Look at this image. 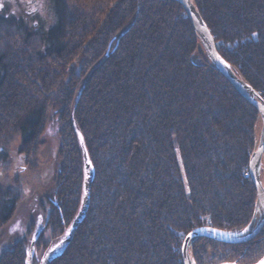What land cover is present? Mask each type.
<instances>
[{"label": "trees", "instance_id": "16d2710c", "mask_svg": "<svg viewBox=\"0 0 264 264\" xmlns=\"http://www.w3.org/2000/svg\"><path fill=\"white\" fill-rule=\"evenodd\" d=\"M51 2L48 29L0 8V169L16 145L28 165L37 159L49 123L59 135L53 190L39 208L56 239L74 233L50 263L184 264L191 230L246 228L261 114L217 70L182 4ZM192 3L221 57L264 99V0ZM21 196L19 178L0 183V231ZM24 237L0 264H31ZM37 242L46 245L43 232ZM263 256L264 227L244 243L201 237L191 250L193 264Z\"/></svg>", "mask_w": 264, "mask_h": 264}, {"label": "rangeland", "instance_id": "374dc122", "mask_svg": "<svg viewBox=\"0 0 264 264\" xmlns=\"http://www.w3.org/2000/svg\"><path fill=\"white\" fill-rule=\"evenodd\" d=\"M1 7L7 8L9 12L16 11V14L27 18L28 24L31 26H37L40 23L44 29L50 28V26L54 24L56 17V12L53 10V3L51 0H0V8ZM5 9L3 12H6ZM45 132V144L39 151L37 159H34L35 162L32 160L31 164L28 165L25 161V156L18 152V145H16L15 147L13 146L10 151H7L11 160L10 168H6L7 170H4V168L0 169V183L2 185H11L15 178H19L22 188V196L17 205L15 216L11 222L0 231V252L6 249L8 245L14 243L16 238L23 235L25 236V242H27L26 258L30 259L31 264H42L44 258L49 254L51 247L59 244V240L69 232L67 230L56 239L54 235L51 234L50 230H45L46 224L43 212L39 208V202H41L40 200L42 197L45 196L47 192L53 190L52 186L56 177L55 172L58 167L57 151L60 146L59 135L54 122L49 123ZM257 134V145L259 146L261 139L264 140V122L262 116ZM15 143H17V141ZM260 173V178L264 184V168L262 164ZM87 174L89 176V171ZM223 231L226 232V230ZM41 232H43V241L46 243L44 247H40L37 242L38 235ZM235 262L224 261L220 264H235ZM236 264L238 263L236 262Z\"/></svg>", "mask_w": 264, "mask_h": 264}, {"label": "water", "instance_id": "95a60500", "mask_svg": "<svg viewBox=\"0 0 264 264\" xmlns=\"http://www.w3.org/2000/svg\"><path fill=\"white\" fill-rule=\"evenodd\" d=\"M178 1L185 8L187 16L190 17L193 27L197 31L200 39H202L203 45L205 49H207L208 55L216 66L217 70L220 71L225 76V78L233 84L237 92L239 91L248 102H251L256 107L258 112H260L262 120L264 122V99L261 94H259L252 88V86L248 85L244 80L237 76L234 70L231 69L228 62L221 57L218 49L216 48L215 38L212 37L209 27L206 26L203 18L200 17L196 7L192 3V0ZM263 153L264 140L261 139L258 148L252 153V157L249 163L250 177L254 181L255 187L257 189V203L255 206L256 211L251 223L243 231L234 234L220 231L213 227H201L191 230L182 243L181 254L184 264H193L191 250L193 248V244L197 240L201 239V237H207L209 239H213L222 243L225 242L228 244L244 243L245 241L254 238L255 235H257L260 229L264 226V184L262 183V180L260 178ZM88 192L89 187L86 188V198L81 206L82 208L77 217V220L72 226V229L74 230L77 227L78 223H80L83 219L88 208ZM73 233L74 232H71L68 236L64 237L59 244L49 250V254L44 258L42 264H51V261L60 257V255L65 252V249L70 244ZM262 261H264V256L255 264H261Z\"/></svg>", "mask_w": 264, "mask_h": 264}, {"label": "snow or ice", "instance_id": "6c2138e0", "mask_svg": "<svg viewBox=\"0 0 264 264\" xmlns=\"http://www.w3.org/2000/svg\"><path fill=\"white\" fill-rule=\"evenodd\" d=\"M261 264H264V261H262Z\"/></svg>", "mask_w": 264, "mask_h": 264}]
</instances>
